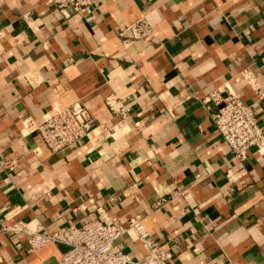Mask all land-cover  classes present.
I'll list each match as a JSON object with an SVG mask.
<instances>
[{
	"label": "crops",
	"instance_id": "crops-1",
	"mask_svg": "<svg viewBox=\"0 0 264 264\" xmlns=\"http://www.w3.org/2000/svg\"><path fill=\"white\" fill-rule=\"evenodd\" d=\"M141 18L152 33L124 45ZM244 74L264 94V0H96L70 17L0 0V222L56 232L103 209L117 225L143 220L171 264H264V152L233 161L204 104L236 94L264 127V97ZM112 94L131 98L126 118L106 106ZM76 104L97 128L52 153L35 130ZM24 241L3 237L0 264H60L67 251L30 254ZM114 249L145 256L133 232Z\"/></svg>",
	"mask_w": 264,
	"mask_h": 264
},
{
	"label": "built area",
	"instance_id": "built-area-1",
	"mask_svg": "<svg viewBox=\"0 0 264 264\" xmlns=\"http://www.w3.org/2000/svg\"><path fill=\"white\" fill-rule=\"evenodd\" d=\"M45 4L65 17L82 13H91L96 0H44ZM152 26L141 18L121 32L124 45L139 42L152 33ZM249 85L261 97V87L250 74H244ZM130 97L112 94L106 98V106L115 117L126 118L129 114ZM206 109L222 140L229 147L233 161H245L252 150L264 152V127L259 123L255 104H249L236 94L224 97L214 92L205 101ZM90 113L81 105L56 109L54 114L46 116L35 130L44 145L52 152L59 153L74 149L84 142L96 129ZM3 168L11 162L1 163ZM13 168L11 167V170ZM175 196L171 197V200ZM164 200L157 207H162ZM99 217L81 227L70 225L56 232H49L37 219L10 222L4 218L0 222V241L3 237L22 238L28 245L27 252L36 253L49 245H62L67 251L62 254L60 264H171L168 244H158L147 232L144 221L131 219L126 224L113 223L103 209L98 210ZM133 232L142 245L145 256L142 261L132 259L122 251H116L114 244ZM17 244L16 247H20Z\"/></svg>",
	"mask_w": 264,
	"mask_h": 264
}]
</instances>
